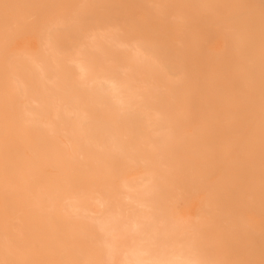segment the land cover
<instances>
[{
	"label": "bare ground",
	"instance_id": "bare-ground-1",
	"mask_svg": "<svg viewBox=\"0 0 264 264\" xmlns=\"http://www.w3.org/2000/svg\"><path fill=\"white\" fill-rule=\"evenodd\" d=\"M196 261H264L261 0H0V264Z\"/></svg>",
	"mask_w": 264,
	"mask_h": 264
},
{
	"label": "rangeland",
	"instance_id": "rangeland-1",
	"mask_svg": "<svg viewBox=\"0 0 264 264\" xmlns=\"http://www.w3.org/2000/svg\"><path fill=\"white\" fill-rule=\"evenodd\" d=\"M31 38V39H30ZM27 39H28V41H29V43L28 42H25V41H27ZM30 41H34L33 42V44H31L32 42H30ZM22 42H25V43H22ZM20 44V45H19ZM18 45H19V47H20V49H22V50H30V49H34V47H35V40L32 38V37H30V36H25V37H23V38H21V39H19L18 40ZM23 46V47H22ZM30 46V47H29ZM34 46V47H33ZM32 47V48H31ZM28 48H30V49H28ZM196 208L195 207H189V209H186V210H184V208L183 209H181V211L180 212H182V214L185 216V217H191L193 214H195L196 213V210H195Z\"/></svg>",
	"mask_w": 264,
	"mask_h": 264
},
{
	"label": "snow or ice",
	"instance_id": "snow-or-ice-1",
	"mask_svg": "<svg viewBox=\"0 0 264 264\" xmlns=\"http://www.w3.org/2000/svg\"><path fill=\"white\" fill-rule=\"evenodd\" d=\"M8 7L9 5H5V8H8ZM261 9H262V12H264V0H261ZM192 264H218V262L196 261V262H192ZM261 264H264V261H262Z\"/></svg>",
	"mask_w": 264,
	"mask_h": 264
}]
</instances>
